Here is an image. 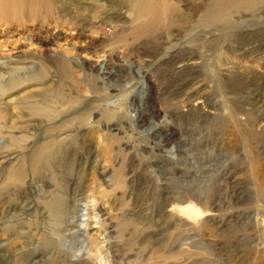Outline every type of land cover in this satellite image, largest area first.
Masks as SVG:
<instances>
[{"label":"rangeland","instance_id":"374dc122","mask_svg":"<svg viewBox=\"0 0 264 264\" xmlns=\"http://www.w3.org/2000/svg\"><path fill=\"white\" fill-rule=\"evenodd\" d=\"M45 3L0 0V264H264V0Z\"/></svg>","mask_w":264,"mask_h":264},{"label":"bare ground","instance_id":"6f19581e","mask_svg":"<svg viewBox=\"0 0 264 264\" xmlns=\"http://www.w3.org/2000/svg\"><path fill=\"white\" fill-rule=\"evenodd\" d=\"M29 1H31L33 4H31V5H29V4H26V6L25 7H32L31 9L33 10V11H36V12H39L40 11V9L41 8H43V6L46 4L45 3V0H29ZM45 6H47V5H45ZM7 8H10V6L9 7H7ZM6 8V9H7ZM5 9V10H6ZM51 10V9H50ZM49 10V11H50ZM146 11V10H145ZM4 13L5 12H3V14L2 15H4ZM31 13V12H30ZM50 14V13H49ZM48 14V15H49ZM143 15V14H142ZM49 149V148H48Z\"/></svg>","mask_w":264,"mask_h":264}]
</instances>
